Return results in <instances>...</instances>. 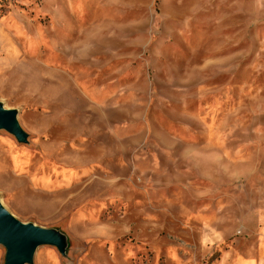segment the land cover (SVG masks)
Here are the masks:
<instances>
[{
	"label": "rangeland",
	"instance_id": "374dc122",
	"mask_svg": "<svg viewBox=\"0 0 264 264\" xmlns=\"http://www.w3.org/2000/svg\"><path fill=\"white\" fill-rule=\"evenodd\" d=\"M0 104L27 264H264V0H0Z\"/></svg>",
	"mask_w": 264,
	"mask_h": 264
},
{
	"label": "water",
	"instance_id": "95a60500",
	"mask_svg": "<svg viewBox=\"0 0 264 264\" xmlns=\"http://www.w3.org/2000/svg\"><path fill=\"white\" fill-rule=\"evenodd\" d=\"M0 129L14 134L19 141H27L16 110L0 104ZM0 244L6 247L5 264H27L33 261L39 246L52 245L65 251L64 238L55 230L16 218L0 202Z\"/></svg>",
	"mask_w": 264,
	"mask_h": 264
}]
</instances>
